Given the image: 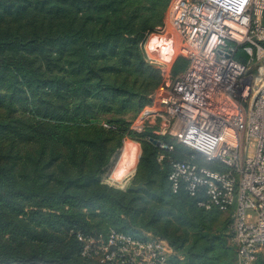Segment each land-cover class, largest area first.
<instances>
[{
	"label": "trees",
	"instance_id": "obj_1",
	"mask_svg": "<svg viewBox=\"0 0 264 264\" xmlns=\"http://www.w3.org/2000/svg\"><path fill=\"white\" fill-rule=\"evenodd\" d=\"M169 2L0 0V264H87L75 233L109 228L150 231L182 264H234L230 216L215 227L225 213L171 187V161L192 149L141 139L144 187L100 180L161 83L142 45ZM186 63L178 57L173 73Z\"/></svg>",
	"mask_w": 264,
	"mask_h": 264
},
{
	"label": "built area",
	"instance_id": "obj_2",
	"mask_svg": "<svg viewBox=\"0 0 264 264\" xmlns=\"http://www.w3.org/2000/svg\"><path fill=\"white\" fill-rule=\"evenodd\" d=\"M163 46L175 56L166 59ZM144 50L162 80L132 129L149 128L147 139H158L161 149L181 144L195 152L192 160L171 161L172 189L183 187L200 197V207L229 215L237 263L252 264L264 250V0H170ZM178 57L187 63L174 74ZM75 235L87 264H182L149 231Z\"/></svg>",
	"mask_w": 264,
	"mask_h": 264
},
{
	"label": "rangeland",
	"instance_id": "obj_3",
	"mask_svg": "<svg viewBox=\"0 0 264 264\" xmlns=\"http://www.w3.org/2000/svg\"><path fill=\"white\" fill-rule=\"evenodd\" d=\"M155 32V31H154ZM152 33V32H151ZM150 34V33H149ZM148 34V35H149ZM148 35L146 36V38H145V40H144V42L146 41V39H147V37H148ZM143 51H144V56H145V58L147 57L146 56V53H145V50H144V43H143ZM147 59V58H146ZM148 61V60H147ZM149 62V61H148ZM150 63V62H149ZM150 64H152V63H150ZM155 68H157V69H159V65L157 66L156 64H152ZM185 69V66L183 67V65L182 66H180V68H179V70L177 71V73L176 74H178V73H180L181 71H183ZM160 70V69H159ZM160 74H161V71H160ZM161 80H162V78H161ZM154 92V91H153ZM152 92V93H153ZM151 93V94H152ZM150 94V95H151ZM140 113V112H139ZM139 113L137 114V115H135V116H133L132 117V119H131V122H130V127H129V129H130V131H132L134 134V136H130L129 134H127V135H125V137H124V139H123V141H122V146H121V148L113 155V157L111 158V160H110V162H109V164L105 167V169H104V172H102L101 174H100V180H101V182L102 183H104V184H107V185H110V186H113V187H115V188H119V189H122V190H126L127 188H128V186H129V184L130 183H134V184H138V183H136L135 182V175H136V171H137V166H138V163H139V160H140V156H141V154H142V146H141V149H140V147H139V145L137 144V143H140V145H141V139H147V134L150 132H148V131H146V130H148L149 128H146L145 130H143V131H141V132H139V131H136V130H134V129H132V126H133V123H134V121L136 120V118H137V116L139 115ZM142 135V136H141ZM138 136V137H137ZM130 140H133V141H135V142H137V143H134V142H130ZM127 143H129V144H131V145H135L136 146V154H135V160H134V163L132 164V165H128L127 163H126V158L123 160V158L121 157V156H119V154L121 153V151H122V149H123V147L126 145ZM125 150V149H124ZM117 156V157H116ZM115 157V158H114ZM119 160V161H118ZM121 165H124V170H122L121 172H120V168H119V166H121ZM127 166V168H125ZM128 170V171H127ZM130 171V172H129ZM110 172V174H109V177L111 178L110 180L111 181H113V182H115V184H113V183H111L110 182V180H109V178H107V174ZM129 172V173H128ZM128 173V174H127ZM133 174V176H132V178L129 180V182L128 183H126V178H128L129 176H131ZM228 217H229V215H227V214H222V216L220 217V219L219 220H217L216 222H215V227H218V228H223L224 227V224H225V222H226V220L228 219ZM146 232H148L147 230H144V229H139L138 230V233H135L134 235H137V236H144V235H146ZM150 232V231H149ZM226 233H229V231H228V228H227V230H226ZM173 248V247H172ZM173 253H174V257L176 258V259H179V260H182V259H184V256L182 255V254H180V252H178L177 250H175L174 248H173ZM179 253V254H178ZM264 253V250L259 254V256H258V258H257V260L259 259V257H260V255L261 254H263ZM235 257H236V254H235ZM235 257H234V264L236 263V264H238L237 263V260L235 259ZM235 260H236V262H235ZM257 260L255 261V262H253L252 264H255L256 262H257ZM182 262H183V260H182Z\"/></svg>",
	"mask_w": 264,
	"mask_h": 264
},
{
	"label": "bare ground",
	"instance_id": "obj_4",
	"mask_svg": "<svg viewBox=\"0 0 264 264\" xmlns=\"http://www.w3.org/2000/svg\"><path fill=\"white\" fill-rule=\"evenodd\" d=\"M154 37H157V35H153V38ZM155 39V38H154ZM166 46V45H165ZM165 46H163L164 47V53H165V57H166V59H170V56H171V54L173 53V49L171 48V47H169V46H167V47H165ZM172 49V50H171ZM175 54L176 53H173L172 54V56H175ZM171 59H173V58H171ZM126 144V143H125ZM125 149V150H124ZM136 146L135 145H131V144H129V143H127L124 147H123V149H122V151H121V153L119 154V156H121L122 158H123V160L126 158V163L128 164V165H132L133 163H134V160H135V154H136ZM117 157V156H116ZM119 161V160H118ZM125 168H127V166L125 167ZM125 171V170H124ZM128 171V170H127ZM130 172V171H129ZM128 172V173H129ZM127 173V174H128Z\"/></svg>",
	"mask_w": 264,
	"mask_h": 264
},
{
	"label": "water",
	"instance_id": "obj_5",
	"mask_svg": "<svg viewBox=\"0 0 264 264\" xmlns=\"http://www.w3.org/2000/svg\"><path fill=\"white\" fill-rule=\"evenodd\" d=\"M149 141L152 142L153 144H155L158 147L160 146V141L158 139H156V138L150 137ZM143 187H144L143 183H138V184L130 183L129 186H128L129 189H135V190L143 188Z\"/></svg>",
	"mask_w": 264,
	"mask_h": 264
},
{
	"label": "crops",
	"instance_id": "obj_6",
	"mask_svg": "<svg viewBox=\"0 0 264 264\" xmlns=\"http://www.w3.org/2000/svg\"><path fill=\"white\" fill-rule=\"evenodd\" d=\"M130 142L137 143V142H135V141H133V140H130ZM137 144L139 145V147H140V149H141V145H140V143H137ZM119 168H120V172H121L122 170H124V165L119 166ZM128 178H130V176H129ZM128 178H126V180H127Z\"/></svg>",
	"mask_w": 264,
	"mask_h": 264
}]
</instances>
